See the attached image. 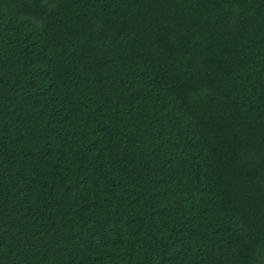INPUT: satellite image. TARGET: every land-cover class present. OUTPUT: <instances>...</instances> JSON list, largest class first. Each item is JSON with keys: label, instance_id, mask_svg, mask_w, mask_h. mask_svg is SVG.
<instances>
[{"label": "trees", "instance_id": "16d2710c", "mask_svg": "<svg viewBox=\"0 0 264 264\" xmlns=\"http://www.w3.org/2000/svg\"><path fill=\"white\" fill-rule=\"evenodd\" d=\"M0 264H264V0H0Z\"/></svg>", "mask_w": 264, "mask_h": 264}]
</instances>
